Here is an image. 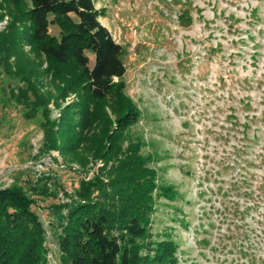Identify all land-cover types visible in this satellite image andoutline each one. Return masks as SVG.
Returning a JSON list of instances; mask_svg holds the SVG:
<instances>
[{
	"label": "rangeland",
	"instance_id": "374dc122",
	"mask_svg": "<svg viewBox=\"0 0 264 264\" xmlns=\"http://www.w3.org/2000/svg\"><path fill=\"white\" fill-rule=\"evenodd\" d=\"M95 2L124 46L126 90L142 112L132 132L176 192L158 190L152 239L172 238L178 264H264V0ZM21 86L0 65V187L49 183L55 195L36 196L34 208L51 263L61 264L56 207L77 198L84 180L109 176L93 156L85 167L58 150L39 153L43 118L26 116L13 93Z\"/></svg>",
	"mask_w": 264,
	"mask_h": 264
},
{
	"label": "trees",
	"instance_id": "16d2710c",
	"mask_svg": "<svg viewBox=\"0 0 264 264\" xmlns=\"http://www.w3.org/2000/svg\"><path fill=\"white\" fill-rule=\"evenodd\" d=\"M101 14L95 0H0V20L9 16L0 65L26 83L13 89L26 116L42 115L39 153L58 150L85 167L93 156L109 176L84 180L77 198L56 207L53 250L61 264H178V244L151 237L158 190L172 198L176 192L160 181L153 157L142 153L145 140L132 132L142 112L126 90L124 46ZM40 195H55L42 178L0 187V264H52L34 208Z\"/></svg>",
	"mask_w": 264,
	"mask_h": 264
}]
</instances>
